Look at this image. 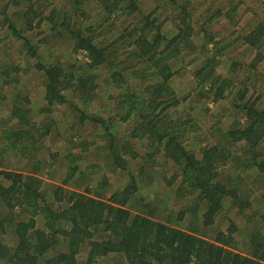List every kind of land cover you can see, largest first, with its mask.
I'll return each mask as SVG.
<instances>
[{"label": "trees", "instance_id": "obj_1", "mask_svg": "<svg viewBox=\"0 0 264 264\" xmlns=\"http://www.w3.org/2000/svg\"><path fill=\"white\" fill-rule=\"evenodd\" d=\"M61 1L44 18L47 0H0L6 44L35 59L24 70L0 57V264H264V0L256 9L244 0H170L164 18L142 0ZM28 69L40 106L21 84ZM182 72L189 92L178 85ZM103 87L107 118L91 111ZM199 99H211L209 110L226 101L219 106L234 118L204 132L191 106ZM81 152L101 155V164L85 173ZM161 152L181 197L178 210L162 213L139 186ZM107 171L128 173V183L113 190ZM227 207L236 218L221 229Z\"/></svg>", "mask_w": 264, "mask_h": 264}, {"label": "rangeland", "instance_id": "obj_2", "mask_svg": "<svg viewBox=\"0 0 264 264\" xmlns=\"http://www.w3.org/2000/svg\"><path fill=\"white\" fill-rule=\"evenodd\" d=\"M59 1V2H58ZM143 3H145L144 6V10L146 12L151 11L152 9H156L157 13H159L160 10L164 9V15L162 16V18L168 16V11L171 9L170 8V0H142ZM173 1V0H172ZM178 3H187L191 2L192 3H200L201 0H174ZM245 2H250L251 7H254L256 5H258L261 0H244ZM48 2V6L45 10V12L43 13L44 18L51 12V10H53L52 8H60L62 6V1L61 0H54L53 3H49L50 0H47ZM58 2V3H57ZM11 4V3H10ZM218 4H216L214 7H216ZM12 5H11V9H12ZM168 7V10H167ZM206 3H204V6H202V9H199L194 18L199 19V17L202 16L203 10L204 8H206ZM1 9V8H0ZM241 9V8H239ZM253 9H256V7H254ZM212 12V11H211ZM213 13V12H212ZM244 19H242L237 26L241 25L243 23ZM166 22V21H164ZM165 28L169 27L170 24L168 22H166L165 24ZM219 26H222L221 23L219 24ZM119 29H121L119 27ZM24 33L27 35H30V33L26 30H24ZM46 33H44V35H46ZM108 36V35H106ZM3 37H7L4 41L0 42V57H5L4 61L5 63H8L9 66H13L11 64L14 63V65H19L20 67H22V69H26V65L27 66H31L32 68L35 67L33 66L35 64V59H29L28 58V51L27 49H22L18 46V44L15 45V43L11 44L12 46L7 45V41L11 40V32L7 29V26L5 24H2V20H0V39H2ZM60 52V51H58ZM239 52L242 53L241 56V61L242 62H247V63H251V60L253 58V53L249 52L248 49H246L245 47H240L239 48ZM47 58L49 59H53V57L51 56V52H49V54L46 55ZM261 64H258L256 66V69L259 68L261 70ZM219 73H222L224 76H227L229 74L228 70H221L219 71ZM21 76V81L24 86L28 89L27 93L30 95L31 98V107L32 106H40L39 102L41 101V97H42V90H41V86L38 85V80L36 78V70L35 69H28V71L26 73H19ZM247 72L245 70L241 71L240 74L238 76H240L238 78V80L240 81V84H242L239 88L244 87L245 85V78H246ZM253 75H255L253 73ZM190 80L191 77L189 75V73H185L182 72L181 75L178 78V82H179V86L183 87L185 90H187L188 92L191 91V89L194 87V85L192 84L191 87L186 86V83H184V81L187 79ZM176 81V80H175ZM192 81V80H191ZM183 82V83H182ZM188 85V84H187ZM175 87H177V83H175ZM103 88H101L98 91V94H100L99 97H97L96 101L93 104V107H91V111L95 110L99 113L100 116H102L103 118H107L108 114H109V108L107 109V107H112V103L110 100H108V95L107 93L105 94V91L103 90ZM1 94H5V96L9 95V92L7 89H4ZM211 103V99L206 100L202 103V100H197V101H192L191 102V106L194 108L195 112L197 113L198 118L201 119L199 126L201 127V129L205 132H207V130H209L211 127H215L218 123V126L221 125V127L223 128L225 124H229V120L231 118L234 117H228L227 115H225V113L223 114L222 109L220 108L219 105H223L224 107L227 106L226 101H223L221 104H215L213 106L212 109H208V107L210 106ZM4 110H6V108H4ZM201 111V112H200ZM204 111H207L208 113L210 112V114H206ZM3 116V115H2ZM42 115H35V120L41 118ZM54 117L57 120H61L62 119V113H61V108H57V111H55L54 113ZM220 117V118H217ZM197 118V117H196ZM64 123V121H60V124L62 125ZM206 124V125H204ZM11 125V124H10ZM215 125V126H214ZM127 131V127L125 125L121 126V129L119 130L120 135L125 133ZM68 132H65V134H67ZM192 134V133H191ZM190 134V135H191ZM83 136V135H81ZM60 139V138H59ZM139 144V143H138ZM140 145V144H139ZM142 145V144H141ZM140 145V146H141ZM138 147L136 149H138L139 151H142L141 147ZM57 149L55 150V147H51L49 148V151L51 153L54 152H62L65 155L69 154L71 152V154L75 155L79 154V149L75 148L72 149L70 152L65 151L63 152V146H56ZM197 149V148H196ZM236 151L233 150V153H235ZM55 154V153H54ZM83 156H81V158L77 161L80 162V164L83 165V170L87 171V168L90 165H93L95 167H97L99 164H101L100 162V157L101 155H97L95 152H90L89 154H85L82 153ZM145 153L141 152V154H139V156H143ZM6 158L8 159L7 161H9L10 164H14V160H11V158L9 156H6ZM157 163L158 165H161L160 167L157 165L154 167V172L153 173H149L146 177V184L142 185L143 183H139L140 188V193L142 194L141 196L144 198L145 202L150 204H156L159 208V212H164L162 210V208L164 206L173 208L175 210H178L179 204L181 202V197H179V195H177V189H178V185L180 182V177H175V167L173 165L172 161H168L164 158L163 153L161 152L159 154V157H156ZM76 161V163H77ZM166 161V162H165ZM143 160H139L137 164H143ZM165 162V163H164ZM49 164H52L51 160L49 159L48 161ZM53 166L57 165V164H52ZM21 167V165H19ZM16 169V166H14L12 168V170L16 169L15 171H20L21 168ZM102 167H104V164H102ZM9 169V168H8ZM105 171V170H103ZM133 171H135V169H133ZM107 178L109 179V184L113 185V190H120L122 189L127 183H128V178H129V174L128 173H120V172H115V173H110V172H105ZM156 177L155 180H153ZM151 179V180H150ZM171 181V182H170ZM49 183L50 180H49ZM109 196V195H108ZM179 197V198H177ZM185 198H187V201L189 202V198L186 197V195H183V199L185 200ZM191 199V197H190ZM154 201V202H153ZM132 212L133 213H138V211L135 208H132ZM145 213V212H144ZM156 213V212H155ZM223 215V214H222ZM163 216V215H161ZM226 216L227 219H223V223L222 225H220L221 229H225L227 223H231L230 221L234 222L235 220V211L232 209H229V207H227V211H226ZM186 217V214H185ZM38 218V226L41 227V222H42V218L41 217H37ZM187 218H184V221H186ZM219 220V217L217 218ZM238 226H242V222H240V224H238ZM183 227L185 228V226L183 225ZM186 229V228H185Z\"/></svg>", "mask_w": 264, "mask_h": 264}]
</instances>
